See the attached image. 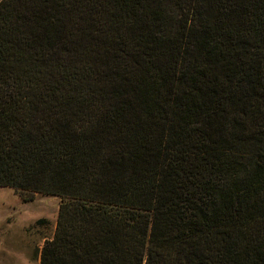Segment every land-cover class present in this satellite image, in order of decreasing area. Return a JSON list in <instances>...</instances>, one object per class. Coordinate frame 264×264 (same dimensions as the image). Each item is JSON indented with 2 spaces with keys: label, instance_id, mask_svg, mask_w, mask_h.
I'll use <instances>...</instances> for the list:
<instances>
[{
  "label": "trees",
  "instance_id": "obj_1",
  "mask_svg": "<svg viewBox=\"0 0 264 264\" xmlns=\"http://www.w3.org/2000/svg\"><path fill=\"white\" fill-rule=\"evenodd\" d=\"M0 188L38 264H264V0H0Z\"/></svg>",
  "mask_w": 264,
  "mask_h": 264
},
{
  "label": "rangeland",
  "instance_id": "obj_2",
  "mask_svg": "<svg viewBox=\"0 0 264 264\" xmlns=\"http://www.w3.org/2000/svg\"><path fill=\"white\" fill-rule=\"evenodd\" d=\"M59 200L35 194L23 203L12 189L0 188V264H38L37 252L54 232ZM44 220V224L36 222Z\"/></svg>",
  "mask_w": 264,
  "mask_h": 264
}]
</instances>
